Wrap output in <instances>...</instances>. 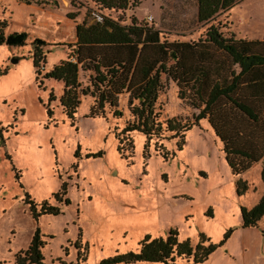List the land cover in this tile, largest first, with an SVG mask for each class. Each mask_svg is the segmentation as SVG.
I'll return each instance as SVG.
<instances>
[{"label": "rangeland", "instance_id": "obj_1", "mask_svg": "<svg viewBox=\"0 0 264 264\" xmlns=\"http://www.w3.org/2000/svg\"><path fill=\"white\" fill-rule=\"evenodd\" d=\"M42 1L47 4L0 0L5 32L27 34L24 46L0 45V70L6 69L0 75V125L6 129L0 138V264H14V254L28 245L35 229L45 242L43 264H60L58 259L61 264H99L134 251L144 236L164 238L168 231L179 242L189 239L194 245L202 232L216 243L228 229L224 243L199 264H264V220L242 228L239 212L261 193L260 168L253 165L240 174L247 191L237 196L234 180L239 177L231 175L205 119L183 132L177 150L179 136L171 132L149 140L136 131L120 133L131 120L126 93L117 98L119 118L107 107L103 117H88L92 98L81 96L70 122L57 99L49 104L50 118L45 111L48 92L57 98L61 84L45 80L39 88L34 80L33 38L46 43L41 73L66 57L75 24H90L98 15L120 24L134 17L167 40H196L206 25L196 22L195 0H129L125 10L117 11L98 10L86 0L74 5ZM68 13L74 17L67 18ZM216 20L225 22L224 32L260 39L264 0H240ZM78 80L87 85L88 72L79 70ZM160 82L154 104L158 119L190 123L198 110L177 98L170 79L161 75ZM61 188L58 201L52 194ZM28 200L36 210L46 200L58 213L33 218ZM77 251L84 261L76 262Z\"/></svg>", "mask_w": 264, "mask_h": 264}, {"label": "trees", "instance_id": "obj_2", "mask_svg": "<svg viewBox=\"0 0 264 264\" xmlns=\"http://www.w3.org/2000/svg\"><path fill=\"white\" fill-rule=\"evenodd\" d=\"M74 5L75 0H68ZM98 10H125L129 0H86ZM240 0H195L197 23L206 25L196 40H167L150 25L141 24L134 17L130 23L98 15L92 23L84 21L74 26V42L68 44L66 57L47 71H42L46 43L33 38L31 64L37 87L43 81L61 84L56 98L48 92L46 115L52 116L49 104L57 99L61 113L70 121L80 103L81 96H89L88 117H103L107 107L113 118H119L117 98L126 93V104L131 120L121 129L140 132L147 140L160 138L163 132L179 136L177 150L183 143V132L205 119L221 143V151L231 175L238 176L259 162V178L264 185V35L260 39L238 38L233 32L222 30L225 22L216 20ZM24 4H47L42 0H23ZM55 4V1H52ZM71 19L74 14H66ZM7 23L0 19V45L24 46L27 34L23 31L5 32ZM79 70L88 72V84L81 86ZM6 69L0 70L4 75ZM170 79L177 87V98L185 99L198 112L190 123L174 117L159 120L155 102L161 89L160 77ZM6 129L0 125V138ZM118 150L122 149L121 138ZM235 193L243 195L247 184L240 178L234 180ZM61 191V192H60ZM62 188L53 193L58 199ZM58 201H61L59 198ZM33 218L40 214L56 215L58 209L42 201L39 209L28 200ZM68 204L67 199L63 200ZM240 227H254L264 215V193L249 208L239 206ZM212 243L202 233L192 245L189 239L177 241L176 234L168 231L164 238L144 236L134 251L115 254L99 264H199L220 247L229 232ZM264 232V231H262ZM45 242L35 229L28 245L14 254V264H43L42 249ZM81 252L76 262L84 261ZM178 260L183 261L178 263ZM61 264V261L58 259Z\"/></svg>", "mask_w": 264, "mask_h": 264}, {"label": "crops", "instance_id": "obj_3", "mask_svg": "<svg viewBox=\"0 0 264 264\" xmlns=\"http://www.w3.org/2000/svg\"><path fill=\"white\" fill-rule=\"evenodd\" d=\"M195 12H196V7H195ZM253 165H254V166L257 165V167L260 168V163H259V162L255 163V164H253ZM253 165H251L249 169H251V167H252ZM236 177H239V178H240V175H238V176H236ZM240 179H241V178H240ZM241 180H242V179H241ZM243 181H244V180H243ZM262 193H264V185H263V184H262V189H261V193L259 194V196H258L256 199H254L249 205H247L246 208L251 207V206H252V205L258 200V198L261 196ZM263 220H264V215L258 220L257 224L260 223V222H262Z\"/></svg>", "mask_w": 264, "mask_h": 264}, {"label": "built area", "instance_id": "obj_4", "mask_svg": "<svg viewBox=\"0 0 264 264\" xmlns=\"http://www.w3.org/2000/svg\"><path fill=\"white\" fill-rule=\"evenodd\" d=\"M96 19L99 20L100 19L99 16H96Z\"/></svg>", "mask_w": 264, "mask_h": 264}, {"label": "water", "instance_id": "obj_5", "mask_svg": "<svg viewBox=\"0 0 264 264\" xmlns=\"http://www.w3.org/2000/svg\"><path fill=\"white\" fill-rule=\"evenodd\" d=\"M15 61V60H14Z\"/></svg>", "mask_w": 264, "mask_h": 264}]
</instances>
